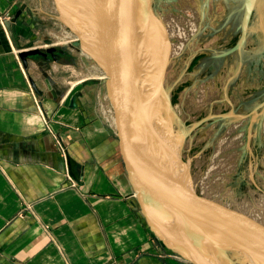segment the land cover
I'll list each match as a JSON object with an SVG mask.
<instances>
[{
	"label": "crops",
	"instance_id": "obj_1",
	"mask_svg": "<svg viewBox=\"0 0 264 264\" xmlns=\"http://www.w3.org/2000/svg\"><path fill=\"white\" fill-rule=\"evenodd\" d=\"M45 5L0 0V264H193L150 230L109 136L103 84L59 77L68 62L24 66ZM47 79L63 94L49 95Z\"/></svg>",
	"mask_w": 264,
	"mask_h": 264
},
{
	"label": "rangeland",
	"instance_id": "obj_2",
	"mask_svg": "<svg viewBox=\"0 0 264 264\" xmlns=\"http://www.w3.org/2000/svg\"><path fill=\"white\" fill-rule=\"evenodd\" d=\"M44 1L48 11L39 18L31 46L66 48L73 56V71H61L59 77L84 79L83 85L102 83L105 89L104 69L57 19L54 0ZM244 2L157 0L171 40L165 87L177 117L164 99L156 128L166 136L167 142L160 136V146L178 157L175 169L189 176L200 192L264 223V0H255L244 48L217 57L240 37ZM156 39L162 50L160 31ZM231 256L230 263L219 257L221 264H254L238 251Z\"/></svg>",
	"mask_w": 264,
	"mask_h": 264
},
{
	"label": "water",
	"instance_id": "obj_3",
	"mask_svg": "<svg viewBox=\"0 0 264 264\" xmlns=\"http://www.w3.org/2000/svg\"><path fill=\"white\" fill-rule=\"evenodd\" d=\"M54 3L57 19L78 37L84 52L105 71L104 115L109 136L154 236L193 264H221L219 257L230 263L233 251L247 255L254 264H264V223L251 213L200 192L189 176L186 179L155 159L145 148L146 138L144 143L138 138L141 129L134 130V127L146 129L149 140L161 145V134L144 107L158 102L163 97L162 91H165V102L176 116L171 95L165 87L171 40L159 16L157 0H134L111 35L87 24L86 20L73 19L63 0H54ZM254 8L255 0H245L240 37L217 57H227L244 48ZM23 9L17 10L13 21H17ZM159 31L164 45L158 86L155 94L147 96L143 72L150 46ZM56 48L30 46L21 50L19 57L27 68L30 57L46 55L45 50L50 52ZM46 81L50 86V80ZM31 84L38 94L44 95V90L33 79ZM81 87L79 84L67 94V103L71 106H76V93ZM67 163L70 175L78 180L70 155H67Z\"/></svg>",
	"mask_w": 264,
	"mask_h": 264
},
{
	"label": "bare ground",
	"instance_id": "obj_4",
	"mask_svg": "<svg viewBox=\"0 0 264 264\" xmlns=\"http://www.w3.org/2000/svg\"><path fill=\"white\" fill-rule=\"evenodd\" d=\"M133 1L134 0H63V3L65 6L70 8L71 10L70 15L73 19L77 21L86 20L85 22H87V24L89 25L93 24L94 26L99 28L101 31L111 35V33L113 32L118 22H121L122 19L129 12V9L131 8ZM161 51H162L161 47L159 45V48H158L157 39L155 38V40L150 46V50L147 56V61L145 64V69H144L143 78H142L144 94L147 96H152L157 91L158 74H159V67H160V62H161V57H160ZM164 93L165 91H162L161 96L163 97H161L158 102L149 103L144 107L146 115L151 119L154 126H156V116L160 113L159 109L163 106L162 103L164 102V99H165ZM134 120H136V118ZM136 129H141L142 133L141 131L138 133L139 134L138 138L140 142H143V143H144V137L146 138L145 143H147V145L146 144L145 145L147 147L145 148L155 159H157L163 165L167 166L169 169L178 173L180 176L186 178V176H184V172L182 173V172H179L180 170L177 171L175 169V166H174L175 163H173L175 159L174 157L176 156L175 153H173L170 150H166L164 147L157 145V143H155L154 141L149 140L150 139L149 133L146 129H142L140 127H137V128L134 127L135 131ZM162 135L165 137V138L164 137L162 138H164L165 142H167L166 136L164 134H161V136ZM148 145H152L153 148H150ZM243 255L250 262H252L251 259L247 255L245 254Z\"/></svg>",
	"mask_w": 264,
	"mask_h": 264
},
{
	"label": "flooded vegetation",
	"instance_id": "obj_5",
	"mask_svg": "<svg viewBox=\"0 0 264 264\" xmlns=\"http://www.w3.org/2000/svg\"><path fill=\"white\" fill-rule=\"evenodd\" d=\"M46 51V55H35V57H38L39 60L44 63L47 67L50 66L51 63L53 62H68L72 63L73 62V56L71 52L66 50V48L62 47H57L56 50L54 51ZM50 95L53 97H58L59 95L62 94V90L60 88H57L55 85H50L49 89L47 90ZM45 92V91H44Z\"/></svg>",
	"mask_w": 264,
	"mask_h": 264
},
{
	"label": "built area",
	"instance_id": "obj_6",
	"mask_svg": "<svg viewBox=\"0 0 264 264\" xmlns=\"http://www.w3.org/2000/svg\"><path fill=\"white\" fill-rule=\"evenodd\" d=\"M158 240V239H157ZM159 241V240H158Z\"/></svg>",
	"mask_w": 264,
	"mask_h": 264
}]
</instances>
